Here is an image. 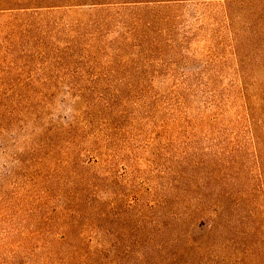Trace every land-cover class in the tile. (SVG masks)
Here are the masks:
<instances>
[{
  "label": "rangeland",
  "instance_id": "374dc122",
  "mask_svg": "<svg viewBox=\"0 0 264 264\" xmlns=\"http://www.w3.org/2000/svg\"><path fill=\"white\" fill-rule=\"evenodd\" d=\"M125 2L0 12V264L66 259L47 246L73 220L72 250L106 251L93 264H264V172L245 122L246 96L264 120L262 19L248 5L227 21L223 0ZM141 32L159 45L140 53ZM154 70L159 102L136 101ZM202 198L227 227L192 218Z\"/></svg>",
  "mask_w": 264,
  "mask_h": 264
},
{
  "label": "trees",
  "instance_id": "16d2710c",
  "mask_svg": "<svg viewBox=\"0 0 264 264\" xmlns=\"http://www.w3.org/2000/svg\"><path fill=\"white\" fill-rule=\"evenodd\" d=\"M107 1L108 0H0V12L7 11V10H14V11L15 10H25V9H30V8H63L64 9V8H72L76 6H88V7L102 8L104 6L110 5L109 3H107ZM127 1L129 2H125V3H132V5H135V6L144 5L145 10H148L151 8L150 5L159 6L158 8H161L163 7L162 5H164V7L169 8L166 5H178L180 3L190 1V0H127ZM196 1H200V0H196ZM223 1H224V13H225L227 21H229L230 17L233 18V14L235 13V10L238 11L240 9H244L245 6L249 5L257 10L254 12L252 17L260 16V19H262L261 21L263 22V25H264V0H223ZM150 26L152 25L150 24L145 25V27H150ZM260 31H262V32H259L260 41L261 42L263 41L264 43V27H262ZM141 33L142 34H139V35H132V43L134 44L132 46L136 47V49L140 53L143 52V50L146 51L149 45H156V46L159 45V42L161 41L160 37L157 36L154 38L151 36V33L149 34V32H141ZM231 37H230V42H229V48L231 51V55L237 62L236 72L240 74L241 76V70L243 69V65L241 64V62L243 60H241V56L239 54V46L235 40V35H233V33ZM254 39H257V34L254 36ZM163 44L166 48H168L165 42H163ZM124 45L126 44L124 43ZM169 48H173V47L169 46ZM262 51H263V48H262ZM158 61L161 62L160 59ZM260 61L264 64V56L263 58L260 57ZM159 66L160 64H158L157 62V65L155 66L156 69ZM147 71H149V68H147ZM148 73L145 74V81H143L142 84H138L136 87H134V90L132 88L133 93H135V90L139 91L138 94L136 95L133 94V96L135 97L136 101H138L144 95L149 100H152L153 102L157 103L159 102L158 101L159 94H157V92L155 91L152 83H153L154 78L158 77V72L157 70H154L151 72L149 76H147ZM88 84H91L90 91L96 88V85H95L96 83L94 81ZM241 89H242L243 95H245V90H247V84H244ZM121 90L124 91L125 90L124 87ZM247 98H248V105H246L247 114L245 116L246 118L245 122L247 124L246 131L250 135L249 142H250V146L253 151V159L255 160V163L257 164V171L260 173L259 178H262L261 176H262V172H264V163L261 158L260 151H264V146H263L264 145V120H260L259 117L257 116L258 115L257 112L262 108V104L261 102H259L258 104V102L255 99H253V97L251 96H248V97L246 96V101H247ZM263 104H264V101H263ZM87 107L91 112H94V113H95V110H97V104L93 106L90 102H87ZM97 115H98V111L95 116L96 119H98ZM93 130H95L96 132H102V129L100 125L98 126V124L96 125L94 124ZM209 203H210L209 199L207 198H202L201 200H198L199 208L197 207L196 210L192 212V218L195 212H197V214L199 213V216H200L199 219L205 222L206 224L205 229L208 230L209 232L216 230L217 228L224 229L225 227H227V225L230 222H224L223 224L221 218L222 216H224L225 219L230 221L231 215H228L225 212L224 214L221 213L220 208L216 207L212 210L213 211L212 214L214 216L213 217L207 216L208 215L207 213H210V211L207 208V205ZM75 223L76 222L73 220L71 221V223L68 221L65 225L62 224L61 227L63 231L64 229H66L65 232H63L64 237L62 234L63 238L54 239L52 240L51 244L47 246L48 248L50 245H58L64 251L66 249L67 251L71 250L69 252L70 255L66 259L60 260L59 258H57L58 254L51 253L48 249L49 257L54 258L56 264H93V258L97 254H102V253L106 254V251L103 250V248H101V245H100V250H99L97 248H92L90 246L84 247V245L81 242L77 246L78 249L72 250L73 245L68 240L67 234H69L72 227L76 226ZM144 245H142L145 247L144 249L149 252L150 250H154V248H156V246L153 243H148ZM54 254L55 256H53ZM147 256L148 254L146 255L145 258H147ZM104 259L102 258L101 264H120L118 257L109 258L107 256ZM49 264H54V263L52 261H49Z\"/></svg>",
  "mask_w": 264,
  "mask_h": 264
}]
</instances>
